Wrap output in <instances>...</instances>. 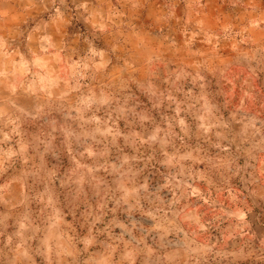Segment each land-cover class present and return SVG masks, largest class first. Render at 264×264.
I'll return each instance as SVG.
<instances>
[{"label": "clouds", "instance_id": "obj_1", "mask_svg": "<svg viewBox=\"0 0 264 264\" xmlns=\"http://www.w3.org/2000/svg\"><path fill=\"white\" fill-rule=\"evenodd\" d=\"M0 264H264V0H0Z\"/></svg>", "mask_w": 264, "mask_h": 264}]
</instances>
